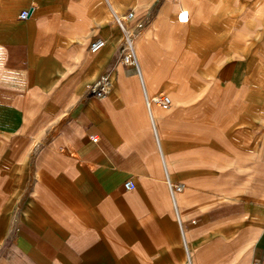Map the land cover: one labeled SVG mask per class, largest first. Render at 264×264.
<instances>
[{
  "label": "crops",
  "instance_id": "1",
  "mask_svg": "<svg viewBox=\"0 0 264 264\" xmlns=\"http://www.w3.org/2000/svg\"><path fill=\"white\" fill-rule=\"evenodd\" d=\"M261 21L264 0H0V264H264Z\"/></svg>",
  "mask_w": 264,
  "mask_h": 264
},
{
  "label": "built area",
  "instance_id": "2",
  "mask_svg": "<svg viewBox=\"0 0 264 264\" xmlns=\"http://www.w3.org/2000/svg\"><path fill=\"white\" fill-rule=\"evenodd\" d=\"M30 11H24L20 14L19 18L22 20H27L29 18ZM134 18V15L132 12H128V14L125 15V18H121L120 16L115 15V20L121 29V31L124 34V42H123V51H124V58L123 63L126 65H133L138 70L140 69L137 61V52L135 49V42L138 39L140 33L138 32V29H132L129 25L130 21ZM180 22L186 23L188 22V17L185 19L183 18V15H180L179 17ZM142 26H138L140 29ZM105 41L103 39H96L93 43L90 45V50L94 53L97 51L102 50L105 47ZM114 82L110 79V76L105 74L102 75L100 78L97 79L96 82L89 88V96L95 98V99H105L107 98L114 90ZM146 103L147 107L150 110L153 106L162 108V109H168L172 105L171 98L166 94H160L156 96H149L146 95ZM94 142L98 141V138H93ZM171 193L172 196L174 193H179L182 191L183 186H177L173 187V184H171ZM134 188L133 181H128L123 185V189L125 191H132ZM185 264H192L190 260H187Z\"/></svg>",
  "mask_w": 264,
  "mask_h": 264
},
{
  "label": "rangeland",
  "instance_id": "3",
  "mask_svg": "<svg viewBox=\"0 0 264 264\" xmlns=\"http://www.w3.org/2000/svg\"><path fill=\"white\" fill-rule=\"evenodd\" d=\"M179 1H181V2H183L184 0H179ZM226 1V0H225ZM263 23H264V21H261V22H257V26H258V29H259V32H258V34H257V36H258V39L259 38H261L259 41H258V44L260 45L259 47H260V50L262 51V57L259 59V60H255L257 63H258V66H261V67H264V37H261V32H262V29L264 28L262 25H263ZM262 28V29H261ZM261 29V30H260ZM261 51H260V53H261ZM260 62V63H259ZM259 72L261 73L262 72V70L261 69H259ZM264 77V76H263ZM262 78V77H261ZM262 81H264V80H261V82ZM263 128H264V121H263ZM263 143H264V140H263ZM251 190L253 189V188H250ZM246 190V189H245ZM252 191H257V190H252ZM254 192H252V193H254Z\"/></svg>",
  "mask_w": 264,
  "mask_h": 264
},
{
  "label": "bare ground",
  "instance_id": "4",
  "mask_svg": "<svg viewBox=\"0 0 264 264\" xmlns=\"http://www.w3.org/2000/svg\"><path fill=\"white\" fill-rule=\"evenodd\" d=\"M113 9V8H112ZM112 9H111V11H112ZM114 12V11H113ZM112 12V13H113ZM116 13H117V11H116ZM117 16H119L118 14H116ZM180 15H183V18H187L188 17V21H189V14L186 12V9H181V10H179V12H178V18L180 17ZM115 17V16H114ZM121 18H125V16H120ZM134 19V18H133ZM114 20H115V18H114ZM136 43V42H135ZM135 49H137V52H138V56H139V53H140V50H139V48L138 47H136ZM259 69H261L262 70V72H261V77H262V79L261 80H264V67H261V66H259Z\"/></svg>",
  "mask_w": 264,
  "mask_h": 264
}]
</instances>
